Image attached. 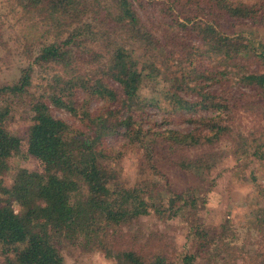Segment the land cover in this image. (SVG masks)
Returning a JSON list of instances; mask_svg holds the SVG:
<instances>
[{
	"label": "trees",
	"instance_id": "1",
	"mask_svg": "<svg viewBox=\"0 0 264 264\" xmlns=\"http://www.w3.org/2000/svg\"><path fill=\"white\" fill-rule=\"evenodd\" d=\"M6 2L35 57L0 84V264H79L95 252L115 264H264V183L252 170L264 167V122L241 124L246 111L264 118V41L222 26H264V0ZM225 154L252 164L235 212L244 233L231 216L213 233L198 217L197 181ZM29 157L40 171L13 164ZM160 163L199 178L166 195ZM149 214L187 222L184 251L161 232L137 246L130 226Z\"/></svg>",
	"mask_w": 264,
	"mask_h": 264
},
{
	"label": "rangeland",
	"instance_id": "2",
	"mask_svg": "<svg viewBox=\"0 0 264 264\" xmlns=\"http://www.w3.org/2000/svg\"><path fill=\"white\" fill-rule=\"evenodd\" d=\"M148 11L152 12L153 8L148 6ZM155 8V7H154ZM140 10V13H144ZM143 15V14H142ZM154 18L158 17V14H153ZM161 17V16H160ZM18 14L12 11L8 6L6 0H0V84L13 80L18 76L19 68L31 63L35 57V46L25 48L28 45L27 35L29 29L25 23H19L17 21ZM223 28L229 32H236L239 30H252L256 35V39L264 41V26L250 27L251 25L246 23L245 25H232L227 22L222 23ZM250 32V31H249ZM31 44V42L29 43ZM220 58L214 59L212 66L221 70V65L218 63ZM37 66V64H36ZM35 66V69H36ZM51 74V73H50ZM49 74V75H50ZM44 72L40 75L35 73L32 81L35 85L45 83L47 76ZM218 85H214L213 88H217ZM228 87H225L224 91L227 93ZM234 93L236 90L231 89ZM224 93V94H226ZM94 104L91 105V108ZM153 118H158V115L153 108L151 110ZM243 114L242 127H258L263 124L264 118L263 113L257 115L250 111H246ZM54 115L62 118L69 123L73 122L69 114L63 110H55ZM26 123L23 120H16L14 123L11 122L12 130L20 134ZM243 133V129H241ZM110 144H116V140L108 139ZM221 151L229 150V144L222 142L220 144ZM17 159L14 161V165L25 167L29 170L40 171L38 162L33 158L28 159ZM123 174L128 175L130 179L136 177V163L132 158V155L125 153L122 157ZM259 168L252 169V164L248 160H241L237 162L235 157L230 154H225L223 159L216 165L215 171L210 173V177L201 179L193 176L191 173L177 171L176 169L170 168L167 164L160 163L158 172L155 176L159 188L166 193V195H172L171 189L181 190L188 183H195L197 180L198 184H204V187L199 189L201 199L198 204V217L200 222L203 223V227L209 233H213L217 230V227L222 220L231 216L233 223H235L239 230L244 233V227L248 224V220H242L236 218V206H239L242 202V196L248 192L249 188L245 183L244 179L249 175V172H255L260 182L264 183V167L259 165ZM253 171H252V170ZM221 173L218 176L215 174ZM8 175V174H7ZM212 178V179H211ZM211 183V185H210ZM210 185V186H209ZM131 233H136V240L138 245L142 244L143 240H149L150 235L154 232H161L164 235V240L169 245L174 246L177 253L184 251L183 244L186 241V234L188 232V224L183 218L179 216L164 218H157L154 214H149L139 221L134 222L131 226ZM132 235V234H131ZM174 255V253H173ZM79 264H115L111 258H106L102 253H92L88 257H83ZM218 264V263H217Z\"/></svg>",
	"mask_w": 264,
	"mask_h": 264
}]
</instances>
